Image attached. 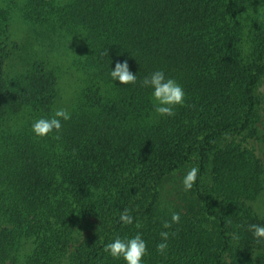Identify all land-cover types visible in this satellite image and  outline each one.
Instances as JSON below:
<instances>
[{"label":"trees","instance_id":"1","mask_svg":"<svg viewBox=\"0 0 264 264\" xmlns=\"http://www.w3.org/2000/svg\"><path fill=\"white\" fill-rule=\"evenodd\" d=\"M258 1L21 0L41 36L84 39L82 85L64 107L71 119L43 138L31 123L61 107L62 73L13 37L11 7L0 6V264H126L104 246L137 233L142 264H264V240L248 230L264 225ZM124 60L135 84L111 79ZM156 70L184 90L172 117L156 115L141 86ZM192 167L197 181L185 191L179 178ZM125 208L131 225L118 220ZM173 212L180 223L163 229ZM161 231L170 232L165 254Z\"/></svg>","mask_w":264,"mask_h":264},{"label":"clouds","instance_id":"2","mask_svg":"<svg viewBox=\"0 0 264 264\" xmlns=\"http://www.w3.org/2000/svg\"><path fill=\"white\" fill-rule=\"evenodd\" d=\"M107 55V50L103 53ZM113 81H119L122 85L135 84L137 76L130 71L127 60L116 62L114 70L110 72ZM142 87L152 89L151 98L153 102L154 113L158 116L172 117L175 115V107L184 104L185 93L182 86L173 78L166 77L162 70H156L149 76L143 78L140 82ZM71 119V113L67 108L57 107L50 116L40 117L31 123V130L37 137H47L51 133L59 134L63 122ZM59 139V135H56ZM199 169L197 167L190 168L182 179V185L185 191L192 189L197 181ZM123 225H131L134 217L131 210L123 209L118 217ZM180 223V214L173 212L170 220L163 223V229H171L173 224ZM136 227L140 225L137 223ZM248 230L253 237L259 242L264 240V225L250 224ZM169 231L160 232V242L156 245V251L165 254L168 249ZM104 252L111 257L119 259L123 258L126 264H142L143 258L148 254L147 243L142 239L141 234L137 233L131 238L116 237L112 242L104 246Z\"/></svg>","mask_w":264,"mask_h":264},{"label":"rangeland","instance_id":"3","mask_svg":"<svg viewBox=\"0 0 264 264\" xmlns=\"http://www.w3.org/2000/svg\"><path fill=\"white\" fill-rule=\"evenodd\" d=\"M20 4L21 0H0V6L11 7L13 37L18 41L30 42L38 54L51 60L62 73L60 74V103L61 107H67L75 101L82 85L81 65L78 59L83 55L84 39L80 33L67 35L61 29L46 31L45 36H41L42 28L39 25H32L23 19L19 10ZM252 8L253 6L251 13H253ZM254 8L257 9L255 14H258L264 8V0H259ZM179 182L182 183L180 178ZM173 186V183L169 184L163 190L165 198L169 197L171 201L176 195ZM256 204L257 210L264 214V194Z\"/></svg>","mask_w":264,"mask_h":264}]
</instances>
